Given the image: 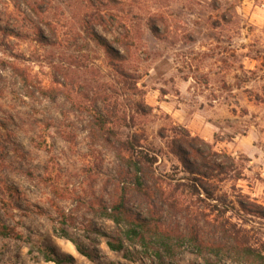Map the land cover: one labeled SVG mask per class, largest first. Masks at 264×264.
Masks as SVG:
<instances>
[{
    "label": "rangeland",
    "instance_id": "rangeland-1",
    "mask_svg": "<svg viewBox=\"0 0 264 264\" xmlns=\"http://www.w3.org/2000/svg\"><path fill=\"white\" fill-rule=\"evenodd\" d=\"M257 212L264 0H0V264H250Z\"/></svg>",
    "mask_w": 264,
    "mask_h": 264
},
{
    "label": "trees",
    "instance_id": "trees-1",
    "mask_svg": "<svg viewBox=\"0 0 264 264\" xmlns=\"http://www.w3.org/2000/svg\"><path fill=\"white\" fill-rule=\"evenodd\" d=\"M96 123L94 125V131L95 132H104L106 129V123L104 120H102L101 117L96 116ZM175 154L180 159V162L183 165V168L191 175H197L201 179L208 180V176L204 174L203 172H197L196 170H192V165L190 161V157L196 159H202V154L200 149L196 148V145L194 143V140L192 138H188V140H180L176 145H174ZM124 162L128 164L127 168L132 171L133 179L135 181L136 187L138 188L139 192L144 193V191L141 188V170L137 167L139 164L134 162L131 164V160L133 159H127L122 157L121 158ZM196 171V172H194ZM201 187V186H199ZM260 209V208H259ZM104 215L106 218L110 219L114 223H119V221L126 219V210H125V196L123 193H120L118 196V199L114 202V204L109 208H105L103 210ZM259 215L264 217L263 212H257ZM121 218V220L119 219ZM132 231V230H130ZM0 237L2 238H12L15 240H21L22 236L17 232L14 228L9 227L7 225L0 224ZM73 245L76 248V251L86 259H88L91 262H96L97 258L94 256L93 252L90 250H87L85 247H83L81 244L72 241ZM107 247L114 252H121L123 250V240L116 236L115 238L108 237L107 241ZM237 252H239L242 257H244L250 264H264V252H259L258 250L250 247H240L236 246ZM52 252V250H49ZM46 262H53L55 264H62L65 260L62 258H58L55 256V258H50V256H46L45 258Z\"/></svg>",
    "mask_w": 264,
    "mask_h": 264
}]
</instances>
